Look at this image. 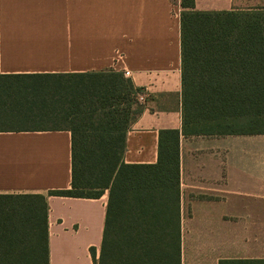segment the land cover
<instances>
[{
    "label": "crops",
    "instance_id": "obj_1",
    "mask_svg": "<svg viewBox=\"0 0 264 264\" xmlns=\"http://www.w3.org/2000/svg\"><path fill=\"white\" fill-rule=\"evenodd\" d=\"M235 1L264 3L195 0V10L264 9ZM183 11L182 0H0V75L122 73L146 95L125 162L156 164L161 131L181 133V264L264 261V140L183 134ZM72 162L68 130L0 131V211L2 197L47 198L50 264L101 253L108 193L50 195L72 189Z\"/></svg>",
    "mask_w": 264,
    "mask_h": 264
},
{
    "label": "trees",
    "instance_id": "obj_2",
    "mask_svg": "<svg viewBox=\"0 0 264 264\" xmlns=\"http://www.w3.org/2000/svg\"><path fill=\"white\" fill-rule=\"evenodd\" d=\"M182 7L183 134L264 135V9L201 12L195 0ZM143 92L114 71L0 75V118L60 112L70 121L63 129H0L72 133V189L50 195L98 200L108 193L94 264H181L180 131H161L156 164L124 160ZM1 200L0 264H50L47 198Z\"/></svg>",
    "mask_w": 264,
    "mask_h": 264
},
{
    "label": "rangeland",
    "instance_id": "obj_3",
    "mask_svg": "<svg viewBox=\"0 0 264 264\" xmlns=\"http://www.w3.org/2000/svg\"><path fill=\"white\" fill-rule=\"evenodd\" d=\"M255 5H264V3L256 2H234L229 5L230 9L248 10ZM8 106V104H6ZM8 118V117H7ZM0 118V129H21V128H46V129H63L70 125L67 116L60 112H52V114L40 115L36 114L30 118ZM19 118V119H18ZM264 140V135H259Z\"/></svg>",
    "mask_w": 264,
    "mask_h": 264
},
{
    "label": "built area",
    "instance_id": "obj_4",
    "mask_svg": "<svg viewBox=\"0 0 264 264\" xmlns=\"http://www.w3.org/2000/svg\"><path fill=\"white\" fill-rule=\"evenodd\" d=\"M129 75H130V73L127 72V73H126V76H129ZM138 98H139V102H140L141 104H144V103H145L146 95H145L144 93L139 94Z\"/></svg>",
    "mask_w": 264,
    "mask_h": 264
}]
</instances>
